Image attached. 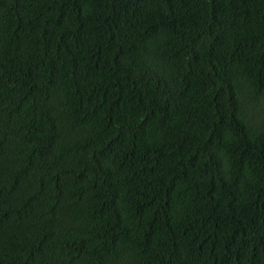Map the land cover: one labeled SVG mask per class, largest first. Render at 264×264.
<instances>
[{"label":"trees","instance_id":"1","mask_svg":"<svg viewBox=\"0 0 264 264\" xmlns=\"http://www.w3.org/2000/svg\"><path fill=\"white\" fill-rule=\"evenodd\" d=\"M0 264H264V0H0Z\"/></svg>","mask_w":264,"mask_h":264}]
</instances>
